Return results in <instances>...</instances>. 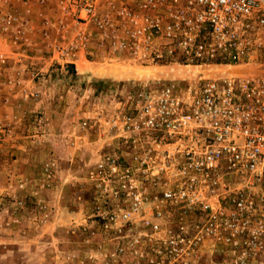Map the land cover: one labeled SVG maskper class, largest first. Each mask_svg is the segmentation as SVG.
Wrapping results in <instances>:
<instances>
[{
    "label": "built area",
    "instance_id": "built-area-1",
    "mask_svg": "<svg viewBox=\"0 0 264 264\" xmlns=\"http://www.w3.org/2000/svg\"><path fill=\"white\" fill-rule=\"evenodd\" d=\"M14 1L0 0V37L12 44L7 51L0 42V74L18 62V80L36 31L66 74L90 55L103 63L264 64V0H54L55 18L43 10L50 0H38L39 26ZM125 86L111 91L119 105L94 121L104 129L86 170L89 218L94 234L113 243L94 264H264V72L206 77L184 92L174 82ZM24 131L30 143L43 142L44 114L0 120V146L13 140L27 151ZM59 172L51 156L12 191H28L49 215L45 191ZM8 196L26 209V199Z\"/></svg>",
    "mask_w": 264,
    "mask_h": 264
},
{
    "label": "rangeland",
    "instance_id": "rangeland-1",
    "mask_svg": "<svg viewBox=\"0 0 264 264\" xmlns=\"http://www.w3.org/2000/svg\"><path fill=\"white\" fill-rule=\"evenodd\" d=\"M89 59L94 62H80L79 67L83 72L85 64H88L93 70L90 73L78 75L74 73L78 71L70 67V73L66 74L57 65L45 73L51 78L53 92H66V97L55 96V93L52 97L54 106L62 101L66 108L54 110L51 127L55 138L53 156L59 158L60 165L69 173L65 204H61L56 195L47 193L48 201H53V204H49L51 212L46 215L34 208L36 204L28 191H12L20 174L15 171L18 166L12 161L17 157L13 151L18 149L13 146V140L0 146V264H94L93 255L94 258L99 257L98 263H102L104 254L113 247V243L109 244L94 234V223L89 218L91 192L85 180L87 168L96 162L103 146L101 136L104 127L102 123L95 125L94 121L101 119L103 122L111 107L119 105L111 96L112 90L122 91L125 85L160 81L164 84L174 82L184 92L206 77L264 72V64H142L130 57L103 63L91 55ZM123 94H118L117 101H124ZM85 120L91 121L90 126L83 125ZM24 134L25 131L18 140L28 144L27 151L23 150L26 146L21 150V155L31 160L27 164L32 169V176L27 178L36 179L47 158L43 154V146L48 136L43 142L25 143L23 140H30ZM9 193H17L26 199V209L17 207ZM52 198L57 199L56 204Z\"/></svg>",
    "mask_w": 264,
    "mask_h": 264
},
{
    "label": "crops",
    "instance_id": "crops-1",
    "mask_svg": "<svg viewBox=\"0 0 264 264\" xmlns=\"http://www.w3.org/2000/svg\"><path fill=\"white\" fill-rule=\"evenodd\" d=\"M14 9L17 12H21L22 16L32 17L31 19L35 22L36 25L39 26L40 19L37 16V13L40 11L42 6L38 4V0H30L29 3H25L23 0H15L14 1ZM54 0H50L49 3L46 6H43V10L51 16V18H55L56 8L53 6ZM27 8H31V16H29L26 12ZM57 33L55 30L51 31V35L55 36ZM35 36L37 38H34L33 45L29 48L31 50L30 55L28 58H24L23 62L27 63L29 65L28 72L26 74L20 75V80H18V73H20V63L15 62L13 64V67L8 70L7 73L0 74V120L6 121V122H13L18 123L24 115V113H35L37 111H41L44 114V121L47 125L49 135L47 137V142L43 146V154L45 155V160L50 158L51 156H55V153H53L55 138L53 136V131L51 130V127L53 125L52 121V113L55 109L62 111V109L66 108V105L63 104L61 101L59 105L54 106L52 97L55 92L51 89L52 87V81L51 78H49L48 71L53 69L54 61L49 54V48L46 45V42L41 37V32L36 31ZM4 38H8V36H2L0 37V42L2 43V48L9 51L12 47L4 44ZM10 38V36H9ZM13 56L16 58V61L19 60V57L17 55L13 54ZM90 62L93 63L94 61H91L89 58L87 59L85 56H81L80 60L77 63V67L74 68L71 66V68L77 69L78 75H83L86 73H90L93 71L91 68H89L88 64H85V70L83 72H80L79 63L80 62ZM32 70L35 72H39L42 75L33 78L32 77ZM17 82H20V84H17ZM31 92H36L38 95L36 98L28 97L27 95ZM58 93V92H57ZM55 93V96L59 97H66V92H60L59 94ZM64 106V107H63ZM63 107V108H62ZM62 140V139H61ZM25 143H30L28 141H24ZM34 148V147H33ZM32 148V149H33ZM46 149V150H45ZM45 150V151H44ZM14 154L17 155V157L12 160L13 163H15L18 168L17 172H19V178H27L31 174L32 169H30V165L27 164L30 162L29 157H23L21 154L22 152L20 150L13 151ZM58 164H60L59 158L55 157ZM34 161V157H31ZM62 164V163H61ZM62 171H60L58 176L57 184L54 188H51L48 191H45V199L49 204H53L51 201H48V197L46 196L47 193L52 196L56 195L58 201L61 204H65V188L66 184L69 181V173L60 165ZM27 174V175H26ZM29 175V176H28ZM18 177L16 179L18 180ZM48 194V195H49ZM57 203L56 198H52ZM51 210V208H50Z\"/></svg>",
    "mask_w": 264,
    "mask_h": 264
},
{
    "label": "trees",
    "instance_id": "trees-1",
    "mask_svg": "<svg viewBox=\"0 0 264 264\" xmlns=\"http://www.w3.org/2000/svg\"><path fill=\"white\" fill-rule=\"evenodd\" d=\"M72 70H74V68H71Z\"/></svg>",
    "mask_w": 264,
    "mask_h": 264
}]
</instances>
